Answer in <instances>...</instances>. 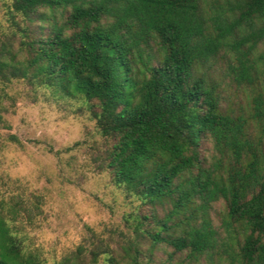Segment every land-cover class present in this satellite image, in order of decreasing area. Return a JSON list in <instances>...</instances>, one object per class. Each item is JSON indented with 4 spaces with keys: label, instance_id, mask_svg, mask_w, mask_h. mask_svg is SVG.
Returning <instances> with one entry per match:
<instances>
[{
    "label": "trees",
    "instance_id": "16d2710c",
    "mask_svg": "<svg viewBox=\"0 0 264 264\" xmlns=\"http://www.w3.org/2000/svg\"><path fill=\"white\" fill-rule=\"evenodd\" d=\"M3 1L23 59L7 49L0 80L11 69L77 100L113 184L138 201L122 253L65 264H149L159 244L264 264V0ZM0 264H43L1 216Z\"/></svg>",
    "mask_w": 264,
    "mask_h": 264
},
{
    "label": "rangeland",
    "instance_id": "374dc122",
    "mask_svg": "<svg viewBox=\"0 0 264 264\" xmlns=\"http://www.w3.org/2000/svg\"><path fill=\"white\" fill-rule=\"evenodd\" d=\"M19 40L0 0V59L9 60L10 49L19 66ZM8 76L0 80V216L43 264L88 261L92 249L122 253L135 238L129 216L138 201L116 187L103 166L95 121L77 100L35 88L11 69ZM235 91L244 102L246 92ZM149 245L140 241L143 251ZM141 257L149 264H214L165 244Z\"/></svg>",
    "mask_w": 264,
    "mask_h": 264
}]
</instances>
